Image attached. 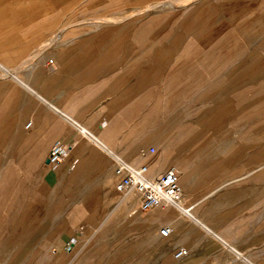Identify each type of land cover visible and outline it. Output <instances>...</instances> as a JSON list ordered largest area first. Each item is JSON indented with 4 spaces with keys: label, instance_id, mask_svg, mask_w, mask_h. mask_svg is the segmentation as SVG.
<instances>
[{
    "label": "crops",
    "instance_id": "obj_1",
    "mask_svg": "<svg viewBox=\"0 0 264 264\" xmlns=\"http://www.w3.org/2000/svg\"><path fill=\"white\" fill-rule=\"evenodd\" d=\"M135 2L139 10L144 0ZM255 4L264 0H198L192 22L248 20L258 34L254 20L264 15ZM114 7L0 0V66L9 73L0 78V264H264L261 94L249 108L246 95L226 97L224 133L232 135L210 141L208 160H197L199 207L180 203L190 215L141 212L136 197L116 193L113 157L138 165L130 160L136 144L127 141L135 128L121 131L119 116L165 93L150 90L146 66L130 61L129 37L144 34L143 17L99 31L98 17L119 13ZM56 145L71 148L46 169ZM164 226L167 238L159 236ZM179 248L187 256L176 260Z\"/></svg>",
    "mask_w": 264,
    "mask_h": 264
},
{
    "label": "rangeland",
    "instance_id": "obj_2",
    "mask_svg": "<svg viewBox=\"0 0 264 264\" xmlns=\"http://www.w3.org/2000/svg\"><path fill=\"white\" fill-rule=\"evenodd\" d=\"M197 1L144 0L136 10L135 0H110L120 12L98 17L97 24L100 31L108 22L144 18V34L129 37L130 61L136 68L146 66L150 90L165 94L134 102L132 113L123 109L118 126L121 131L135 128L136 139L127 140L136 144L131 163H144L141 155L154 148L151 170H174L183 191L182 203L199 207V197L192 194L198 191L197 160H208L210 141L224 142L232 135L224 133L223 115L232 108L226 97L246 95L249 108L253 104L249 98L261 94L264 108V4H255L263 17L254 20L258 34L251 35L248 20L193 23L192 16L198 12L191 6ZM240 22L246 23L241 32L237 30ZM140 53L145 57L139 59ZM209 128L215 133H207Z\"/></svg>",
    "mask_w": 264,
    "mask_h": 264
},
{
    "label": "built area",
    "instance_id": "obj_3",
    "mask_svg": "<svg viewBox=\"0 0 264 264\" xmlns=\"http://www.w3.org/2000/svg\"><path fill=\"white\" fill-rule=\"evenodd\" d=\"M7 76H9L8 71L0 66V78ZM29 127L30 122L25 125V129L28 130ZM78 132L80 135H86L84 130L78 129ZM70 148L71 146L69 145H56L46 159V169H51L58 165L62 156ZM154 152V148H149L143 152L141 157L145 161L138 165L126 163L120 158L113 157L115 163L113 174L117 179L114 189L121 196V199H126L129 196L136 197L140 201L139 209L141 212L166 209L168 207L183 210L180 206L183 191H181L179 185V175L172 169L160 173L152 171L151 157ZM134 213L135 211L132 212V214ZM171 233V228L164 226L160 229L159 236L167 238ZM186 256L187 252L182 248L177 249L173 255L176 260L183 259Z\"/></svg>",
    "mask_w": 264,
    "mask_h": 264
},
{
    "label": "bare ground",
    "instance_id": "obj_4",
    "mask_svg": "<svg viewBox=\"0 0 264 264\" xmlns=\"http://www.w3.org/2000/svg\"><path fill=\"white\" fill-rule=\"evenodd\" d=\"M182 208V207H181ZM184 210V211H183ZM182 211L184 212V213H186L187 215H190V213H188V211L187 210H185V209H183ZM189 210V209H188Z\"/></svg>",
    "mask_w": 264,
    "mask_h": 264
}]
</instances>
